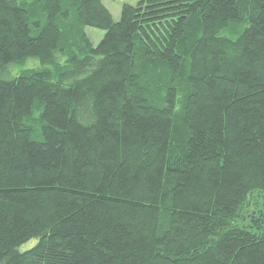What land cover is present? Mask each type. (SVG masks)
Returning <instances> with one entry per match:
<instances>
[{"label": "trees", "instance_id": "obj_1", "mask_svg": "<svg viewBox=\"0 0 264 264\" xmlns=\"http://www.w3.org/2000/svg\"><path fill=\"white\" fill-rule=\"evenodd\" d=\"M0 264H264V0H0Z\"/></svg>", "mask_w": 264, "mask_h": 264}, {"label": "rangeland", "instance_id": "obj_2", "mask_svg": "<svg viewBox=\"0 0 264 264\" xmlns=\"http://www.w3.org/2000/svg\"><path fill=\"white\" fill-rule=\"evenodd\" d=\"M103 1H104V4L106 5V7L112 13L114 20L117 22L121 20L122 7L124 4L136 5L138 2V0H103ZM86 33H87L88 37L91 39V41L93 42L94 46H97L102 41V39L104 38L106 32L101 30V29H97V28H93V27H87ZM237 35H238V33H237ZM237 35L236 34L234 35L233 33L227 34V36H229L230 38H235ZM30 63L29 64L31 67H33V65H32L33 63L40 65V66L42 65L41 63L36 62V61H30ZM18 70H19V68H18ZM18 70H16L14 73H12L11 76H17V74L19 72L18 73H16V72ZM37 243H38V240H32L31 242L20 247L19 251L20 252H26V251L32 249L34 246H36Z\"/></svg>", "mask_w": 264, "mask_h": 264}]
</instances>
